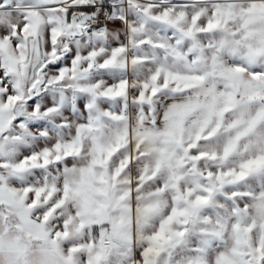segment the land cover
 Returning <instances> with one entry per match:
<instances>
[{
  "label": "snow or ice",
  "instance_id": "1",
  "mask_svg": "<svg viewBox=\"0 0 264 264\" xmlns=\"http://www.w3.org/2000/svg\"><path fill=\"white\" fill-rule=\"evenodd\" d=\"M0 264H264V0H0Z\"/></svg>",
  "mask_w": 264,
  "mask_h": 264
}]
</instances>
